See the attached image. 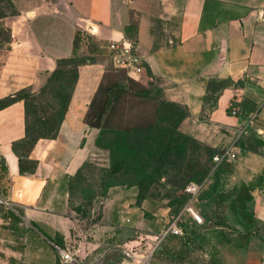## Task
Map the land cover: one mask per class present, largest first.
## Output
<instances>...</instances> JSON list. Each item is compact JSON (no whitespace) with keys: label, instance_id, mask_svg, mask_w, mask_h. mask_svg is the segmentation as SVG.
<instances>
[{"label":"crops","instance_id":"obj_1","mask_svg":"<svg viewBox=\"0 0 264 264\" xmlns=\"http://www.w3.org/2000/svg\"><path fill=\"white\" fill-rule=\"evenodd\" d=\"M16 5V16L5 18L11 20L12 41L0 50V100L40 85L58 60L74 56L77 33L80 46L90 36L105 52L109 41L132 27L146 71L185 109L180 129L213 149L234 146L238 160L230 186L254 185L252 208L264 228V0H19ZM96 67L88 76L80 72L57 135L36 142L25 158L33 164L24 173L10 148L25 137L24 102L0 110V199L10 201L14 176L42 181L33 205L13 204L21 214L19 223L55 248L56 240L73 236V224L88 219L89 241L77 259L83 264H103L110 248L123 245L124 233L102 230L134 228L140 213L132 207L135 198L126 200L135 196L134 189L110 188L113 195L98 220L91 214L84 219L83 207L73 201L78 172L104 153L96 145L99 129L84 122L100 78L101 67ZM27 195L21 191L22 200ZM172 238L182 247L158 253L151 264H162L160 257L165 264H189L183 245L189 242ZM242 264H264V242L260 250L246 252Z\"/></svg>","mask_w":264,"mask_h":264},{"label":"rangeland","instance_id":"obj_2","mask_svg":"<svg viewBox=\"0 0 264 264\" xmlns=\"http://www.w3.org/2000/svg\"><path fill=\"white\" fill-rule=\"evenodd\" d=\"M16 1L19 5V0H0V49L7 48L8 42L12 41L10 18L16 16ZM92 39L85 36L83 47L79 46L74 56L46 72L40 85L17 94V98L25 101L27 135L21 142L10 146L11 152L15 156H26L42 133L54 135L80 72L88 76L98 65L101 67L100 78L93 104L89 103L87 110L91 123L96 115L103 113L98 138L105 149L99 158L84 167L75 183L73 201L83 207L82 217L87 219L91 214L94 220H98V214L113 195L110 188L119 187L125 192L134 189L135 196L126 197V200L135 198L132 207L140 208L134 228L107 227L102 231L124 233L120 238L124 241L123 246L134 247L141 253L157 244L159 235L187 205L189 197L184 193L185 187L191 182H205L203 191L193 203L196 210L204 214V224L196 225L189 217L184 218L178 223L183 234H169L161 241L149 264L158 253H171L182 247L177 241L172 243L175 239L172 237L189 242L183 244L190 253L189 264H242L246 252L260 250L264 228L232 212L228 204L221 211L224 221L221 226L207 220L212 189L215 185L223 193L232 190L229 176L236 162L224 165L215 182L212 157L219 150L180 129L186 117L184 107L171 101L164 85L146 69L140 80L134 81L125 72L113 68L103 46ZM244 141L242 137L239 143ZM112 164L119 169L118 173L111 172ZM109 207L114 208L113 205ZM127 210L125 208V218L129 216ZM113 211L120 215L119 210ZM6 215L7 209L0 204V264H60L56 249L47 240L28 224H12ZM85 223L79 221L72 225L73 236L76 234L77 238L67 235L61 240L62 247L76 259L85 251L83 245L89 241L90 232ZM141 238L145 241L135 243ZM107 255L103 264L125 262L117 245L110 248ZM160 258L165 264L164 257Z\"/></svg>","mask_w":264,"mask_h":264},{"label":"built area","instance_id":"obj_3","mask_svg":"<svg viewBox=\"0 0 264 264\" xmlns=\"http://www.w3.org/2000/svg\"><path fill=\"white\" fill-rule=\"evenodd\" d=\"M105 56L109 58L113 68L125 72V74L134 81H139L145 72L143 59L138 53L136 43L125 37V35L119 39L111 40L106 44ZM233 114L236 115L237 111H233ZM255 117L256 114L252 115L248 120L247 125L251 123ZM237 160L238 154L236 153L234 146L222 148L212 157V172L223 164H232ZM204 184L205 182H191L185 187L184 193L189 197V202L179 213L175 215L169 227L163 231L161 235H159V240L152 249L138 253L134 247H124L123 245L119 246L118 249L122 252V255L125 258V262L122 264H149L156 252L155 250L157 246L161 241H163L169 234H183L181 228L178 226V223L184 218L189 217L192 223L196 225H203L204 219L193 206V203L203 191ZM0 204L6 209L13 211V204L9 200L0 199ZM55 249L58 253L60 264H83L77 261V259L74 258V255L67 248L56 246Z\"/></svg>","mask_w":264,"mask_h":264},{"label":"trees","instance_id":"obj_4","mask_svg":"<svg viewBox=\"0 0 264 264\" xmlns=\"http://www.w3.org/2000/svg\"><path fill=\"white\" fill-rule=\"evenodd\" d=\"M134 32H135V29L134 28L128 27L126 29V33H124V35H125V37L131 39L134 43H136V39L134 37ZM10 41L8 42L9 44H10ZM80 41H81L80 34L77 33L75 35L74 39H73V42H72V45H73L74 50H77L79 48ZM63 60H66V59L58 60L57 61V65L60 62H62ZM23 90H25V89H23ZM23 90H21V91H23ZM20 92H18V93H20ZM18 93L14 94L12 96H9V97H7V98H5L3 100H0V110L3 109V108H6L8 106H10L11 104H13L15 102H18V101H23L24 102V105H25V101L23 100V98H17V94ZM94 98H95V96H93V98H92V100L90 102L91 105L93 104ZM70 100H71V96H70ZM70 100H69L68 105H67V107H66V109L64 111V114H63V116H62V118H61V120H60V122H59V124L57 126V129H56V132L54 133V135H47V134L42 133V135H40L38 137V139L34 142V144L32 145V147L30 148V151L32 150V148L34 147V145L36 144V142L38 140H40V139H54L55 138V136L58 133L59 126L62 123V120L64 118L65 112L68 109ZM91 105H90V108H91ZM88 113L89 112L87 110V113H86L84 122L86 124H88L89 126H91V127H94V128H97V129H100L101 130V127H102L101 126V120H102V117H103V113H99L98 115H96V117L93 118V123H91V122L88 121V115H89ZM26 114H27V112L25 111V125H26ZM26 135H27V131L25 130V137L24 138H26ZM21 141H19V142H21ZM16 143H18V142H16ZM96 145L100 149H105L104 145L100 141V138L97 139ZM30 151L28 152V154L26 156H22V155H18L17 156L19 158V165H20V172L21 173H24L25 172V168L26 169L27 168L29 169L30 166L33 164V162H31V161L25 160V158L29 155ZM224 165H226V164H223V165L217 167L212 172V178H214V181L215 182H216L217 177H219L220 171H221V169H222V167ZM112 167L113 168H112V171L111 172L112 173H118L119 169L115 168V165L114 164H112ZM80 173L78 172V176L80 175ZM258 181H259V179H258ZM253 190H254V185H251V184H248V185L243 184V185L239 186L238 188H233L231 191L224 192L223 193V192L218 191L217 188H215V185H214V187L212 189V193H211L212 194V202L210 204V209L207 211L209 213V217H207V220L210 223L212 221L213 222V225L221 226L224 223L223 217H222L223 215L221 214V211L223 210V206L225 204H228L229 209L232 212H236L242 218H244V219L245 218H248V220L252 224L253 223H256V224H258V226H260L259 221L256 219L254 210L252 208V200H253L252 192H253ZM248 212H250V215H248ZM200 214L202 215V217H204V214L203 213H200ZM20 215L21 214H20L19 208L13 207V211L7 209V215H6L5 218H8V220H10L12 223H15V222L16 223H19L21 221L20 218H19ZM203 219H205V217ZM130 238H131V240L134 239L133 237H130ZM143 239L144 238H141V241H144L145 240V239L144 240ZM54 244L56 246H58V247L64 248V246L62 247L61 240L60 241L56 240L54 242Z\"/></svg>","mask_w":264,"mask_h":264},{"label":"water","instance_id":"obj_5","mask_svg":"<svg viewBox=\"0 0 264 264\" xmlns=\"http://www.w3.org/2000/svg\"><path fill=\"white\" fill-rule=\"evenodd\" d=\"M12 180L13 191L10 202L15 205L21 204L23 201V203L26 205H33L36 198L40 194L43 182L22 176H14ZM21 191H25L28 194V197L25 199V201L21 199Z\"/></svg>","mask_w":264,"mask_h":264}]
</instances>
